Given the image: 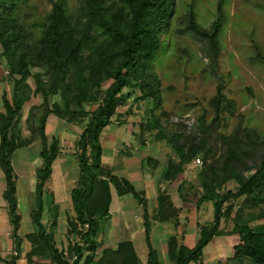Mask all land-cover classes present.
Wrapping results in <instances>:
<instances>
[{
    "label": "trees",
    "instance_id": "16d2710c",
    "mask_svg": "<svg viewBox=\"0 0 264 264\" xmlns=\"http://www.w3.org/2000/svg\"><path fill=\"white\" fill-rule=\"evenodd\" d=\"M31 1L0 0L1 54L9 72L18 75L14 77L10 98L3 90V110L0 111V168L5 177L2 196L7 204L12 237L11 257H0V260L17 264L24 239L20 233L22 216L18 210L13 153L38 138L42 144L39 153L42 164L35 184L36 207L31 212L34 229L25 233L31 241V248L26 252L28 259L35 254L48 253L55 264H143L130 239L121 240L116 246H105L99 254L97 252L102 245L97 235L101 223L109 215L111 183L115 182L120 192H131L142 205L149 246L146 264H161L150 240L151 219L178 224L179 207L173 204L169 193H162L158 196L157 210L151 214L143 193L128 178L114 174L102 164L100 135L111 122L117 107L132 94L123 92L125 86H139L140 94L135 98L152 101L150 110L161 105L160 78L152 68L167 47L168 40H162L161 34L169 35L175 26V0H79L76 7L66 0H51V10L44 21L36 24L37 31L25 24L30 14L27 6ZM225 4L226 0L217 1L215 19L206 28L197 20L195 6L190 2L183 25L177 27L178 31L203 40L213 59L221 48V36L228 20ZM257 54L263 56L259 48ZM30 67L44 70L33 73ZM30 76L34 78V87L29 82ZM103 85H106L104 89ZM33 93L42 94L44 110L38 122L29 126L30 135L20 137L11 129L18 126L20 110ZM50 94H59L61 100H54L50 106ZM225 99L223 82L220 81L209 101L214 109L212 120L224 110ZM84 102H96L97 105L89 110ZM49 114L84 124L75 139L79 175L70 190L75 217L67 218L69 231L78 230L82 241L70 244L69 254H64L63 249L53 243L52 232L41 220L44 195L52 193L46 184L61 150L59 138L46 133ZM27 117L32 119V112ZM199 118L205 127L204 113ZM159 119L152 113L151 118L140 124V133L144 134L145 128L149 131L158 126L156 137H165L161 134ZM250 124L238 123L231 132L219 134L225 148L223 159L219 161L215 158V151L211 153L208 148L201 150L194 143L184 145L171 141L179 159H169L165 178L170 179L184 200H188L189 195L184 191V166L203 151V162L210 172L200 169L197 174L201 191L196 192V187H192L195 188L194 194L198 193L197 203L212 200L214 205L212 220L199 223L200 235L193 246L179 242L177 236L168 239V255L176 264L198 261L212 236L224 231L239 234L240 240L234 245L233 255L219 264H246L247 259L254 264H264V210L255 212L253 209L264 205V153L258 163L248 164L245 160L247 156L252 157V147L256 143H264V137ZM227 180H233L236 188L221 191ZM242 195L241 204L233 212V200ZM226 201L229 202L225 204ZM225 217L232 220L229 230L221 225ZM257 218H263V221L250 225L249 222Z\"/></svg>",
    "mask_w": 264,
    "mask_h": 264
},
{
    "label": "rangeland",
    "instance_id": "374dc122",
    "mask_svg": "<svg viewBox=\"0 0 264 264\" xmlns=\"http://www.w3.org/2000/svg\"><path fill=\"white\" fill-rule=\"evenodd\" d=\"M66 1L72 7H76L79 3V0ZM217 1L175 0V26L171 29L169 35L161 34L162 40L165 38L168 40L167 47L163 54L154 61L152 68L160 78L161 105L150 110V107L153 106L152 101L135 98L140 94L139 86L131 84L123 88V92H131L132 94L125 98L124 103L117 107L116 113L112 116L114 120H126L125 123L121 124L120 130L136 134L137 131L141 130L140 124L145 123L146 118H151V114L154 113L160 118L161 134L165 136L162 138L156 137L158 126L149 131L145 128L144 137L135 135L131 139H124L126 146L127 142L133 144L132 148L123 145V151H116L112 155L105 154L104 162L109 163L115 173L133 176L132 179L136 186H140L138 184L140 181L136 179L135 170L137 169L139 172L151 170L145 160L143 161V167L139 164L142 163L144 157L147 155L159 157L160 152L178 156L171 142L172 140L177 144L184 145L194 143L201 150L210 149L211 153L215 151V158L219 161L223 159L225 150L219 134L231 132L236 124L251 123L250 125L253 128H258L260 134L264 137V0H226L225 8L228 11V20L221 36V48L215 59L212 58L207 44L203 40L177 30V27L184 23L185 19L183 18L190 2L195 6L197 20L204 27L209 28L215 19ZM51 7V0H32L30 5L27 6L30 14L25 20L26 26L37 31L38 26L36 24L45 20V16L51 10ZM258 48L263 53L262 57L257 54ZM1 51L2 47L0 45V111L3 110V90L10 98L14 77L18 76L9 72L6 59ZM30 69L33 73L44 70L42 67H30ZM220 81L223 82V92L226 95L223 102L225 108L221 111L220 116H216L212 120L214 109L209 101L216 93V86ZM29 82L34 87L33 76L29 77ZM105 87L106 85H103L102 89ZM48 97L50 106L54 100H61L59 94H50ZM96 105V102H84L85 108L89 110L96 107ZM43 110L42 94L33 93L22 106L20 122L18 126L11 129V132L20 134V137L29 136L31 133L29 126L38 122L39 115ZM30 112H32V119L28 120L27 116ZM202 113L206 117L204 118L207 123L205 127H203L199 118ZM48 118L55 120L59 117L49 114ZM67 121L66 124L69 128L67 131H71L70 127L73 126L76 129L81 128L79 122ZM54 125L56 126V124ZM58 125L57 127H59ZM52 130L53 122L49 121L47 131L52 132ZM75 132L79 133V129L78 132L77 130ZM110 134L112 135V132L105 133L103 138L104 144H106V152H109L108 149L112 148L108 147L111 146ZM39 147H41V141L37 138L27 145L17 148L13 153V166L17 173L18 210L22 216L20 233L24 236V243L30 245L31 241L25 237V233L30 232L29 229L31 231L34 229L31 212L36 207L35 184L38 170L42 164ZM252 149L254 151L251 154L252 157L247 156L245 159L248 164L259 162L261 154L264 153V143H256ZM136 154H140L139 159L136 158ZM202 154L203 151L191 159L186 165L184 173L186 181L184 191L192 200L197 199L198 194H194V187L198 190L196 192L201 191L200 182L197 179L199 170L202 169L205 173L210 172L204 165ZM165 159L166 157L163 154L162 161H165ZM59 165L58 162L54 164L53 173L50 177L52 187L56 186L55 179L56 177L59 178L61 174ZM0 179V246H3L0 249V257L10 258L12 254L11 225L7 204L2 196L5 177L1 168ZM114 184L118 186L117 183L112 182L113 202L111 209L113 213L107 222L103 220L98 234V238L105 243H113L116 240L128 238L131 226L130 219L126 218L123 210H120L117 206V193ZM46 185L50 188L48 182ZM228 188L235 189L236 183L233 180L225 181L221 186V191ZM44 196L45 205L42 216L44 222H46V229L52 232L53 243L62 248L64 254H69V245L82 241V236L78 230L69 231L67 218L68 216L75 217L70 194L68 192L67 199V193H65L66 197L61 200L59 198L55 199L53 192L45 193ZM243 198L244 195L233 200V212L236 211ZM227 202L229 201H226L225 204ZM193 206H195V203ZM213 209V201L205 200L201 208L195 211V218L203 223L208 222L212 218ZM253 209L255 212L264 210V205ZM58 212L61 215H63V212L65 213L59 219V224ZM262 221L263 218H257L249 223L254 226ZM221 225L229 230L232 227V220L225 217L222 219ZM235 238L240 239L238 235ZM102 248L101 245L97 249L98 254ZM35 255L37 259H40L38 264H55L50 260L48 253ZM32 260V258L28 259L26 255L22 260L17 259L19 264H31ZM0 264L6 263L0 260ZM164 264L174 263L169 261V263L165 262ZM246 264L254 263L247 259Z\"/></svg>",
    "mask_w": 264,
    "mask_h": 264
},
{
    "label": "crops",
    "instance_id": "0c3cea01",
    "mask_svg": "<svg viewBox=\"0 0 264 264\" xmlns=\"http://www.w3.org/2000/svg\"><path fill=\"white\" fill-rule=\"evenodd\" d=\"M51 118H47V123L49 121L53 122V130L52 132L47 131V123H46V133L48 136L55 135L60 140V146L61 150L60 153L57 155L53 162V168L52 173L54 169V164L58 162L59 169L61 171V174L59 178L56 177L55 182L56 186L52 187L50 184L51 180L49 178L48 185L50 186V189L53 192V195L55 199L61 200L63 197L65 198V193H67V199H68V192L70 194L71 188L76 184L78 175H79V166L77 162L76 155H73V151L75 149V139L76 133L75 131L79 129V133L82 130L84 124L79 123L81 125V128L76 129L74 126L70 127L71 131H67L69 128L66 123L68 121L64 118H56L55 120H50ZM117 121V122H116ZM126 120H114L112 118L111 122L104 127V129L101 132L100 140L103 146L102 150V164L104 166H107L111 169V171L118 175V176H124L128 178L131 183L136 186L134 183V180L132 179L133 176L124 175V174H118L115 173L109 163L104 162V156L105 154H115L117 152H121L124 150L123 145H125L124 139H131L135 135H138L139 137H144V134L140 133V130L137 131L136 134L133 132H125L120 130L121 124L125 123ZM77 122V121H75ZM117 123V124H116ZM56 124V126L54 125ZM57 124H59L57 127ZM117 129V130H116ZM112 132L111 136V146L112 147L109 152H106V144H104V134ZM146 141V140H145ZM144 143V142H141ZM132 143L127 142V148H132ZM42 146V144H41ZM39 153L41 150V147L38 148ZM160 152V151H159ZM165 155L166 159L165 161H162V155ZM161 153L159 154V157H155L152 155H147L142 159L141 167H143V161L145 160L148 164V168L151 170H143L139 172L137 169L135 170L136 179L140 181V186H136L135 188L143 193L145 196L147 207L149 209V212L153 214L158 206H159V200L158 196L162 193H169L171 200L174 205L179 207V222L178 224H175L173 221L170 220H158V219H151V227H150V240L152 245L156 248L159 259L161 264L173 262L176 264L168 255V239L171 236H177L178 241L181 243H184L188 246H193L196 241L199 238L200 232H199V223H203L200 220H197L195 218V211L200 209L202 204L205 201H202L201 203H197L196 199L192 200L190 197L188 200H184L181 197V194L175 186L171 183L170 179L165 178L164 171L168 164V161L170 158L173 159H179L178 156L175 154L171 155L170 153ZM40 155V154H39ZM136 158H140V154H136ZM58 156L59 159H58ZM41 157V156H40ZM137 159V160H138ZM189 163V162H188ZM185 164V170L186 171V165ZM77 166H76V165ZM136 166V165H135ZM132 167V166H131ZM135 168V167H133ZM51 173V176H52ZM128 174V173H127ZM50 176V177H51ZM185 177V175H184ZM155 179H157L155 181ZM1 180V179H0ZM112 185V183H111ZM116 193H117V206L120 210H123L124 215L126 218L130 219L131 226H130V232L129 237L125 239H130L133 242L134 248L136 250L137 256L139 257L140 261L143 264H146L147 257H148V242L145 235V227H144V220L142 217V205L141 203L133 196L131 192H120L118 189V186L114 184ZM5 188V186H4ZM112 192V191H111ZM71 199V198H70ZM135 199V200H133ZM113 202V194H112V200L109 206V215L105 219L107 222L111 216H112V209L111 204ZM195 203V206L193 204ZM72 204V203H71ZM45 205V204H44ZM44 211V210H43ZM43 214V213H42ZM60 212H58L57 219L59 224V219L62 218ZM213 217V215H212ZM42 222L46 226V222H44L43 216L41 217ZM212 218L209 220L211 221ZM208 221V222H209ZM62 223V222H61ZM227 230V229H226ZM28 231H31L29 229ZM27 232V231H26ZM99 234V233H98ZM239 234L232 233L228 231H224L222 233L214 234L210 241L205 245L203 248V252L201 255V258L198 261H190L188 264H219V262L225 258L231 257L233 255L234 251V245L239 242L238 238L236 239L235 236ZM240 237V236H239ZM98 238V235H97ZM99 239V238H98ZM100 240V239H99ZM124 239L116 240L113 243H105L102 241V246H116L117 243ZM3 246H0V249H2ZM31 248V245L25 244L24 241L21 244L20 252H19V260H22L23 257L26 255V252ZM32 262L31 264H38V260L36 255L32 256ZM17 264L19 262L17 261Z\"/></svg>",
    "mask_w": 264,
    "mask_h": 264
}]
</instances>
